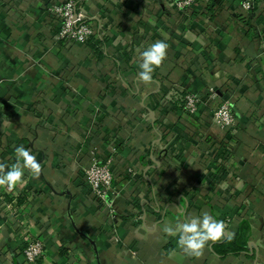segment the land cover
Listing matches in <instances>:
<instances>
[{"label":"crops","instance_id":"crops-1","mask_svg":"<svg viewBox=\"0 0 264 264\" xmlns=\"http://www.w3.org/2000/svg\"><path fill=\"white\" fill-rule=\"evenodd\" d=\"M59 1L0 2V161L23 145L42 165L0 188V264H25L27 235L37 264H264V0H75L100 55L55 39ZM157 40L167 58L145 84L140 53ZM173 88L199 98L193 116L165 100ZM222 100L234 130L211 120ZM96 161L114 173L111 207L87 186ZM204 212L230 220L228 239L248 220L245 253L190 257L163 232Z\"/></svg>","mask_w":264,"mask_h":264},{"label":"built area","instance_id":"built-area-1","mask_svg":"<svg viewBox=\"0 0 264 264\" xmlns=\"http://www.w3.org/2000/svg\"><path fill=\"white\" fill-rule=\"evenodd\" d=\"M2 0H0L1 2ZM174 7L178 11L192 10L197 6L195 0H174ZM168 5V4H166ZM252 4L245 1L241 4L243 14L252 10ZM56 27L55 39L58 42H71L76 45H84L90 38L94 37V27L85 22V16L78 11L75 0H64L52 4L48 9ZM179 88H173L165 98L167 101L178 102L180 110L193 116L200 104L198 97L192 94H184ZM171 103V102H170ZM181 103V104H180ZM211 120L213 124L221 130H234L236 118L229 100H222L221 105L212 112ZM161 150L167 151L166 148ZM86 180L89 190L98 202L105 206L109 205V196L114 194V173L111 170L109 161H96L86 171ZM230 223L226 220L225 224ZM25 245L22 250V259L25 264H37L44 255V245L38 238L28 235L25 238Z\"/></svg>","mask_w":264,"mask_h":264},{"label":"clouds","instance_id":"clouds-1","mask_svg":"<svg viewBox=\"0 0 264 264\" xmlns=\"http://www.w3.org/2000/svg\"><path fill=\"white\" fill-rule=\"evenodd\" d=\"M169 45L163 40H157L140 53L141 63L137 78L140 82H152V74L162 66L167 58ZM15 163L11 166L0 161V188L11 192L24 181L25 170L35 179L42 173V165L23 145L16 146ZM226 224L223 220L215 219L210 213L201 216H189L177 220L175 225L168 224L163 232L170 237H178V246L187 256L199 258L210 243L220 242L225 236Z\"/></svg>","mask_w":264,"mask_h":264},{"label":"trees","instance_id":"trees-1","mask_svg":"<svg viewBox=\"0 0 264 264\" xmlns=\"http://www.w3.org/2000/svg\"><path fill=\"white\" fill-rule=\"evenodd\" d=\"M254 9H256L254 7ZM239 13L243 14L241 5L238 7ZM87 44L92 45L94 51H96V54L98 53L97 46H99L101 43L103 46H105V43L101 41L100 39L94 40L93 38H90L87 42ZM85 43V44H86ZM185 93H183L184 95ZM178 102H174V105H178ZM181 104V103H180ZM248 220L243 219V221L240 223L239 231L238 233L231 239L223 237L220 242L213 244V253L219 256L220 258H225L228 256H237L242 253H245L247 245H248V239L250 237V224L247 222ZM40 261V260H39ZM38 261V262H39Z\"/></svg>","mask_w":264,"mask_h":264}]
</instances>
